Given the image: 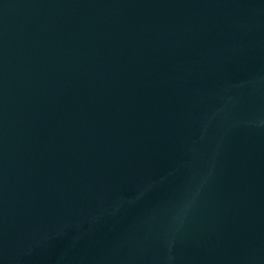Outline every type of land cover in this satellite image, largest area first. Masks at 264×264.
<instances>
[{
    "label": "clouds",
    "instance_id": "clouds-1",
    "mask_svg": "<svg viewBox=\"0 0 264 264\" xmlns=\"http://www.w3.org/2000/svg\"><path fill=\"white\" fill-rule=\"evenodd\" d=\"M203 183H204V180H201L200 187L203 186ZM200 187H198V188L196 189V192L192 194L191 199H190L186 204H184V206L180 209V211L177 213L178 216H183V215H186V214H187V211L192 207V204H193L194 201H195V197H196V195L199 194ZM174 218H175V217H174ZM171 259H172V257L170 256V257H169V261H170Z\"/></svg>",
    "mask_w": 264,
    "mask_h": 264
}]
</instances>
